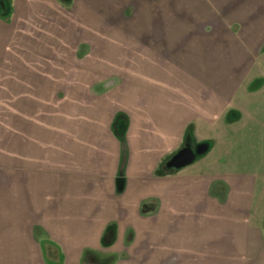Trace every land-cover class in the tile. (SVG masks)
<instances>
[{
    "label": "crops",
    "instance_id": "obj_1",
    "mask_svg": "<svg viewBox=\"0 0 264 264\" xmlns=\"http://www.w3.org/2000/svg\"><path fill=\"white\" fill-rule=\"evenodd\" d=\"M0 2V264H264V0Z\"/></svg>",
    "mask_w": 264,
    "mask_h": 264
},
{
    "label": "rangeland",
    "instance_id": "obj_2",
    "mask_svg": "<svg viewBox=\"0 0 264 264\" xmlns=\"http://www.w3.org/2000/svg\"><path fill=\"white\" fill-rule=\"evenodd\" d=\"M136 1H139V0H136ZM146 1H149V0H146ZM152 1H159V0H152ZM171 1H174V0H171ZM137 3L140 4L141 2H137ZM5 6L6 5H5L4 2H0V9L1 10L4 9ZM1 10H0V15H1ZM254 101H256L255 104L257 105V106H252V107L256 108L255 109V111H256L255 114H259V115H262L264 117V95L258 96V97H254ZM249 129H251V130L253 129L256 132L262 131L263 135L260 138H258V139H255V138L250 139L253 136L250 135V134L247 135L246 137L248 138V140H246L244 145L249 146L251 144V142H253L254 144L257 143L258 145H264V120H262V122L260 121V123H258L257 125L256 124L252 125V127H249ZM190 141L191 140H188L187 146H189L192 150H194L196 148V145L194 143H191ZM202 143L207 145L208 149L211 148L210 143H209L208 140H206L205 142H202ZM205 155L206 154L196 155L195 161H197L198 159H200L201 157H203ZM167 161L168 160L166 159V161L162 164L161 170L163 172H166V173H170V172L176 171L177 170L176 168H168V167H166V162ZM153 175L154 176L158 175L156 170L153 171ZM260 193L264 194V186L261 187ZM103 242L106 245L105 247H108V248L110 247V245H111V243H110L111 242V235L109 234V231L105 232V235L103 237ZM87 254H92V256H94V258L98 259L99 262H100L98 264H112L120 256L118 253H116V254L112 253L111 250H109V251L105 250L104 253H103V256L98 255L99 258H97V256L94 255L92 253V251H88ZM88 263H90V259L89 258H88Z\"/></svg>",
    "mask_w": 264,
    "mask_h": 264
},
{
    "label": "water",
    "instance_id": "obj_3",
    "mask_svg": "<svg viewBox=\"0 0 264 264\" xmlns=\"http://www.w3.org/2000/svg\"><path fill=\"white\" fill-rule=\"evenodd\" d=\"M207 150V145L203 143L196 145L194 150L189 146H185L166 162V167L180 169L188 166L195 161L196 155H203Z\"/></svg>",
    "mask_w": 264,
    "mask_h": 264
},
{
    "label": "trees",
    "instance_id": "obj_4",
    "mask_svg": "<svg viewBox=\"0 0 264 264\" xmlns=\"http://www.w3.org/2000/svg\"><path fill=\"white\" fill-rule=\"evenodd\" d=\"M9 6H6L5 10L1 13V17L2 18H6L9 16ZM186 139H188V137L186 136ZM185 139V140H186ZM163 172L162 170H157V173ZM155 202L153 200L147 201V202H143L141 204L140 207V213L141 215H147L150 214L151 212H153L155 210ZM90 262H93V259H90ZM95 263V261H94Z\"/></svg>",
    "mask_w": 264,
    "mask_h": 264
}]
</instances>
